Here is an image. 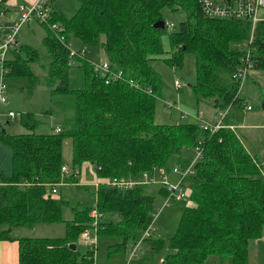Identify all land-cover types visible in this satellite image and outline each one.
<instances>
[{
    "label": "trees",
    "instance_id": "1",
    "mask_svg": "<svg viewBox=\"0 0 264 264\" xmlns=\"http://www.w3.org/2000/svg\"><path fill=\"white\" fill-rule=\"evenodd\" d=\"M4 1L0 0L3 13ZM30 3H17L16 10L18 5ZM164 6L185 13L169 32L167 27L172 24L162 17ZM40 10L45 13L42 21L35 16L29 19L43 30L41 43L49 56L42 64L44 82L50 94L66 100L70 110L57 131H35L37 120L29 111L19 115L29 129L25 132L4 129L3 123L11 119L6 111L11 109H6V120L0 122V141L10 150L11 165L9 173L0 172V225H4L0 238L17 239L18 263L92 262V248L68 247L84 228L91 227L90 206L50 192L59 182L77 181L78 174L60 170L61 140L69 137L71 166L76 168L87 160L100 178L141 179L143 173L151 175L162 167L167 179L170 163L175 162L173 167L179 170L190 164L191 172L180 176L179 183L188 188L186 196L195 205L182 206L173 233L165 239L150 234L155 204L154 196L143 192L144 182L123 188L105 183L96 186L93 202L101 215L94 230L118 239L111 250L142 236V244L150 252L164 246L169 249L160 264H203L209 254L245 264L248 240L264 229V156L253 158L227 124L233 122L234 108H250L240 96L245 79L240 82L233 75L237 68L251 64L245 78L252 68L264 69V20L256 22L248 41L247 19L206 16L197 0H77L71 13L56 0H45ZM158 19H162V27L153 25ZM163 33L172 50L165 58L169 63L180 65L185 51L194 56L191 86L196 101L225 109L222 125L215 130L195 121L154 122L153 99L160 79L150 60L162 51ZM73 38L101 45L108 71L119 75L105 81L84 53L73 57L69 53ZM34 58L36 48L18 43L16 38L5 55L4 67L7 73L29 75L33 71L27 61ZM195 145L199 155L193 158ZM156 192L162 197L167 194L163 183L159 182ZM63 206L72 210V218L62 216ZM59 221L65 223L62 236L10 234L13 226Z\"/></svg>",
    "mask_w": 264,
    "mask_h": 264
},
{
    "label": "rangeland",
    "instance_id": "2",
    "mask_svg": "<svg viewBox=\"0 0 264 264\" xmlns=\"http://www.w3.org/2000/svg\"><path fill=\"white\" fill-rule=\"evenodd\" d=\"M56 2H58L62 9L67 13H71L77 6V0H56ZM161 13L164 21L166 23L172 24V27H167L168 32L176 28L178 22L185 17L184 11L180 8L171 9L164 6L161 8ZM30 22L32 23L36 21L32 20L31 18ZM26 27V23L22 24L17 30L15 37L19 39L20 42H26L36 48L37 58L27 61V65L33 71V73L29 75L11 74L7 73V69L5 68V72L1 76L0 80L5 95V100L0 105V121L4 122L6 120V116L4 114L6 109H11L16 112L15 117L11 118L10 122L3 123L4 129L9 133H19L29 130L21 123L19 117L20 113L27 111L31 112L34 118L37 120V125L34 127V130L45 132L52 131L54 129V124H62L65 115L70 110L66 100H63L59 94H50L49 88L44 82L42 67L49 56L41 45L39 38L41 32L36 35L30 32ZM35 28L38 31L40 30L39 25ZM100 38H102V36H100ZM83 45L84 46L82 47L85 49V56L91 63H99L101 59H103L104 55H102L101 45ZM161 45L162 51L150 60L151 66L158 73L160 79L157 94H155L153 99L154 122L178 123L196 121L192 116L197 112L201 113V107H206L207 105L204 102L196 101V96L191 86L195 81L194 56L191 52L185 51L182 54V61L180 65H175L169 63L165 59L172 51L169 47L166 33L161 35ZM254 70H256V72L259 74L258 76ZM254 70H249L248 73L250 76L244 80L245 83H242L243 86L241 85L245 100L251 106V109H245L242 107L234 108L235 110L233 111L232 121L235 123V129L241 142L248 150L259 157L258 155L264 152V127L259 125L254 126V124L264 122V116H262L264 107L261 106V102L264 100V95L262 94L264 88V69L254 68ZM174 79H177L180 82V88H176L173 85ZM179 111H182L184 115L179 116ZM252 112L253 117L249 118ZM260 146H263V149L258 150ZM60 149L62 164L66 167H72L70 160L71 142L69 137L62 138ZM80 165L81 177L92 178L93 165L80 163L78 166H76V168H79ZM84 166L86 168H84ZM10 167L9 148L5 143L0 141V172L7 174L9 173ZM150 181L146 182L142 188L143 192L151 193L154 196L153 203L155 204L154 211L156 214L152 223L150 234L151 236L165 239L173 233L180 211L184 205L183 202L186 200V198H170L167 204L161 205L163 197L156 192L159 182L152 180ZM93 182L94 180H92V184L82 185L79 183H74L73 181H62L55 185L57 190L53 193V195H59L62 198L67 199L69 202L80 201L79 205H89L91 207L93 204ZM72 215V210L63 206L62 216L64 218H69ZM40 224L43 223L40 222ZM3 226L4 225H0V228ZM47 227H58L59 229L63 228V223L48 225ZM262 231H264V229H262ZM48 233H57V229L52 228V231H48ZM90 234H92V232ZM259 235L260 234L256 236ZM85 240L82 238L77 240V249L79 250L83 248L84 251L88 248H92L94 260L93 264H105L107 262L113 264L121 259V257L124 258V261L126 260V257L127 259H130L128 258V251L124 249H117L113 252L111 258L106 259L108 257L106 255L107 249L110 248V246H107L108 242H110L108 236L98 234L95 241H93V239L89 242L88 239ZM127 242L129 243L130 240H127ZM141 247V249H137L135 251L134 255L136 254V256H131L132 258L125 261L124 264H157L160 257L169 251V249H167L165 246L159 251L154 252H149V248L146 244L141 243ZM146 249L148 250L144 253L148 252V254L147 256H143V251ZM251 249L252 246L249 247V252ZM121 252H123L125 256ZM250 260L251 262H254L252 257ZM229 263V256H218L215 254L207 255L203 261V264ZM120 264H123V262L121 261Z\"/></svg>",
    "mask_w": 264,
    "mask_h": 264
},
{
    "label": "built area",
    "instance_id": "3",
    "mask_svg": "<svg viewBox=\"0 0 264 264\" xmlns=\"http://www.w3.org/2000/svg\"><path fill=\"white\" fill-rule=\"evenodd\" d=\"M45 0H34L30 4H20L18 5L19 15L15 20H8L4 21L2 19L3 12L0 11V30L1 39H0V76L3 75L5 72L4 67V58L6 53L15 45L16 41V33L19 27L26 23L31 16L37 17L40 21L44 16V12L40 10L41 4ZM201 11L209 17H216V18H226V17H233V18H245L248 20L250 27H249V35L248 41L251 40L252 32L254 29V25L257 21L264 20V0H197ZM37 19V20H38ZM170 26V24H168ZM69 46V45H68ZM69 53L74 57L82 56L84 53L83 49H74L71 45L69 46ZM247 56V51H246ZM70 61V60H69ZM95 70L99 71L101 75L105 76L107 79H113L114 77L119 75V72H112L108 71V63L107 61L103 60L99 63H92ZM251 67L249 62H246L243 66L237 68L235 73L233 74L235 78H237L240 82L245 79L247 68ZM1 80V78H0ZM241 84V83H240ZM174 85L176 87H180V82L178 80H174ZM149 91V89H147ZM5 95L3 92L2 84L0 82V105L4 102ZM246 107H249L246 105ZM1 112V110H0ZM6 113L12 118L14 116V112L12 110H7ZM200 120V125L203 128H208V130L213 131L217 127L221 126L220 120L214 122H208L207 120L201 119L200 114L198 115ZM59 128L56 127L55 130L57 131ZM195 156L199 155V148L195 145ZM192 162V160H191ZM264 163V160L261 161ZM60 170L62 173L67 172V168L65 165L60 166ZM77 170V169H76ZM72 170L69 174L76 175L78 171ZM172 171L178 173L179 177L183 176L185 173L191 172L190 164L184 167L183 169L177 168L176 166L172 167ZM157 173L161 175L159 181L164 184L167 194L163 197L162 204H167L171 197L180 198L186 195V190L182 185L179 183L178 180L174 182H170L168 179L165 178V172L162 167L157 168ZM152 175H148V173H143L141 179H134L125 176H111L109 178H105L106 183L111 186L123 188L129 187L135 183L139 182H148L152 180ZM151 182V181H150ZM56 191L55 185L50 187V192L54 193ZM90 215V226L92 228L95 227L97 218L101 215V213L96 209L95 206H91L88 210ZM156 214V212H154ZM155 215L152 217V219ZM90 227V228H91ZM149 229V225L145 229L144 233H147ZM85 238H88L87 230H83L82 234ZM264 238V234L262 235ZM141 238H137L133 241L128 248L129 256H133L137 249L141 247Z\"/></svg>",
    "mask_w": 264,
    "mask_h": 264
},
{
    "label": "crops",
    "instance_id": "4",
    "mask_svg": "<svg viewBox=\"0 0 264 264\" xmlns=\"http://www.w3.org/2000/svg\"><path fill=\"white\" fill-rule=\"evenodd\" d=\"M32 1H34V0H5L4 3H3L4 13L2 14V17L1 18L2 19H5V20L15 19L18 16V11L16 10L15 4H17V3H27V2L30 3ZM32 20H34V19H32ZM34 21H36V20H34ZM36 22H32L31 23L30 22V19H29L26 22V24H27V27L26 28L30 32H32L33 34H36V35L41 32V35L39 36L40 42H41V38H42V35H43V33H42L43 30L40 27V25L38 23H36ZM38 25H39L41 31L40 30L38 31L35 28L36 26L38 27ZM18 43H20V40L19 39H18ZM71 43H72L71 46L74 49H83L84 50V54H85V49L82 47V46H84L83 44H85V43H83L79 39H75V38H73L71 40ZM41 45H42V43H41ZM43 48H44V46H43ZM101 50H102V47H101ZM102 55H104L103 54V51H102ZM103 60H105L104 57H103V59H101V61H103ZM39 65H42V64H39ZM251 70H254V69L252 68ZM254 71L256 72V70H254ZM256 75L258 76L259 74L256 72ZM249 76L250 75L248 73L246 78H248ZM0 78H1V76H0ZM174 80H177V79H174ZM174 80H173V85H174ZM244 83H245V81H244ZM241 91L242 92H241L240 96L241 97H244V100H245V96H244L243 90H241ZM245 103H247V102H245ZM206 105H207L206 107H201L202 108V112L201 113H198L197 112L195 115L192 116L196 120L195 122H197L198 124H200V120L198 119V115L200 114V116L203 115V117L205 118L204 120H207L208 122H214V121L220 120V122L222 124V116L225 113V109H217V108L211 106L210 104H206ZM236 108H240V107H236ZM242 108H245V105L242 106ZM248 109H251V106ZM234 110L235 109H233V111ZM233 111H232V118H233ZM179 113H180L179 116H183L184 115L182 113V111H179ZM252 114H253V112L251 113V115L249 116V118H252L253 117ZM187 115H188V113H187ZM262 116H264V112L262 113ZM227 125L231 127L232 131L239 138V135H238V133H237V131L235 129L236 128L235 123L232 122V123H229ZM255 125H259V126L264 127V122L263 123H259V124H254V126ZM59 126H60V124H54V130H55L56 127L59 128ZM239 140H240V138H239ZM242 145L247 150V152H249L251 154L252 157L254 156V158L255 157L256 158H261L262 156H264V152H263L262 154L258 155L259 157H257L254 153H252L250 150H248L244 146L243 143H242ZM261 149H263V146H260L258 148V150H261ZM9 153H10V150H9ZM192 153H193V158H194V156H195V148H194V151L192 150ZM84 163H87L88 165L92 164L91 162H89L87 160H83L81 162V164H84ZM61 165H63V164H61ZM173 165H176L177 166V164H175V162H173L172 164L169 165V168L170 169L166 173V177H167V179L170 182H174V181L178 180V178H179V175L176 172H173L172 171ZM66 168L68 170L67 172H65L66 174L70 173L72 170H76L77 169L76 171H78V173H77L78 174V177L76 176L77 177V181L74 182V183H79V184H82V185L83 184H92V180H94V182H93V185H94L93 188L94 189L100 183L107 184L106 183V180H105V177L100 178L99 176H97L94 173V169L92 170L93 171V177L92 178H83V177H81V165L79 166V168H73V167H68V166ZM84 168H86V167L84 166ZM156 171H157V169H156ZM87 175H88V171H87ZM151 175L153 177L152 181L161 182V181H159L160 177L158 176L159 174L157 172H155V173H153ZM56 189H57V187H56ZM94 189H93V191H94ZM187 189H186V193H187ZM187 195H188V193H187ZM180 198H186V200H184V202H183L184 205H186V206H194L195 205V202L192 199L188 198L186 195L183 196V197H180ZM93 201H94V198H93ZM94 205L95 204L93 202L92 206H94ZM161 205H163L162 202H161ZM69 218H72V216L69 217ZM65 219H67V218H65ZM41 223H43V224H40V222L39 223L37 222V223H35V224H33L32 226H29V227L28 226H13L11 228L10 234H11L12 237H19V236H48V237H52L53 236L54 237V236H62L65 233V223L63 221H59V222H41ZM58 223H63V228H59L60 230L58 229V227H47L48 225H54V224H58ZM3 227H1V228H3ZM52 228L57 229V233L49 234L48 231H52ZM83 230H87V232H88V238H85L83 235H81ZM83 230L80 232V234H78L77 239L73 242L75 244V248H77V243L76 242H77V240H80V238H82L84 240L85 239H88V242H89L90 240L92 241V239H93V241H95L96 236H98V234L95 232L94 228H92V227L91 228L90 227H86ZM90 231L92 232V234H90L91 233ZM35 233H37V234H35ZM263 234H264V231L259 236L252 237V238H250L248 240V243H247V255H246V262H245V264H264V238L262 236ZM104 236H108V238L110 239L109 240L110 242H108V245H107L108 247L110 246V248L107 249V254H106L108 256L106 259H109L113 255V252L117 250V249L116 250H111V248H112V244L115 243V241H117L118 239L115 238V237H113V236H109V235H104ZM110 237H112V238H110ZM111 241H113V242H111ZM132 242L133 241H131V240H130L129 243L126 241L125 242V246L124 247H120L118 249H124V250L128 251V247L131 245ZM250 246H252V249L249 252V247ZM141 248L142 247H140V249ZM81 249H79V250L80 251H83V248H81ZM147 250L148 249H146V250L143 251V256H147L148 252L147 253H144ZM149 252H150V249H149ZM92 253H93V251H92ZM121 253L124 255L123 252H121ZM91 256H92V262H91V264H93L94 263L93 254H91ZM133 256H136V254L133 255ZM251 257L253 258L254 262H251V260H250ZM128 258L131 259L132 257L129 256ZM130 259H127V257H126V260L125 261L130 260ZM121 261L124 264L125 261H124V258H122V257H121V259H119L117 262H115L113 264H120ZM160 261H161V257H160L159 262L157 264H160ZM0 264H19L18 263V242H17V239H15V238H0ZM105 264H111V263H108L107 262ZM229 264H232L231 261H230Z\"/></svg>",
    "mask_w": 264,
    "mask_h": 264
},
{
    "label": "water",
    "instance_id": "5",
    "mask_svg": "<svg viewBox=\"0 0 264 264\" xmlns=\"http://www.w3.org/2000/svg\"><path fill=\"white\" fill-rule=\"evenodd\" d=\"M153 25L156 26V27H162L163 26L162 19L156 20L155 22H153ZM261 106L264 107V100L261 102ZM68 247L71 248V249H74L75 248V244L73 242H70V243H68Z\"/></svg>",
    "mask_w": 264,
    "mask_h": 264
}]
</instances>
